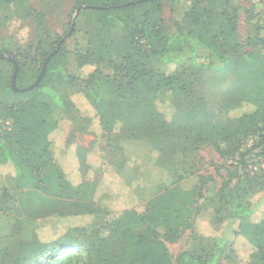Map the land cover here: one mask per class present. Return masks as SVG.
<instances>
[{
	"label": "rangeland",
	"instance_id": "rangeland-1",
	"mask_svg": "<svg viewBox=\"0 0 264 264\" xmlns=\"http://www.w3.org/2000/svg\"><path fill=\"white\" fill-rule=\"evenodd\" d=\"M76 1L27 0L26 7L21 4L24 11L22 8L18 11L23 15H17L14 7L0 14V49L8 39H12L13 52L19 51L28 57L22 62L25 75L20 80L16 79L18 89L29 87L38 77V74L35 76L38 61L42 59L38 47L44 46L45 43L41 42L47 37L46 34L50 35L49 42L63 40V47L67 51L83 54L98 51L104 42L109 44L124 40L125 33L121 27L99 30L95 26L96 15L84 11V5L76 6ZM194 1H163L160 31L165 40L174 33L169 21L170 8H173V17L176 18L175 10L182 15ZM233 1L239 7V42L243 50L257 52L260 48L250 45V40L264 39V0ZM213 9L214 15L209 20L220 21L222 16L219 15V8L213 6ZM154 39L152 34L145 32L142 37H136V44L144 51L159 50L162 43ZM29 45L33 49H29ZM56 46L57 43L52 45V51ZM118 50L126 52L124 47ZM262 54L258 53L264 60ZM2 56L5 58H0L4 60L0 61V110L19 103L36 104L29 112L33 124L27 136L31 138L24 141H28L29 146H35L39 141L34 142L32 139L39 140L47 136L57 163L53 165L37 157L30 159L28 167L37 182L35 189L20 190L10 169L0 172V195L3 192L7 194L6 203L0 209V259L4 258L13 264L21 242L31 241L33 237L45 242L61 236V239L79 245V249L73 247L69 250L74 253L72 258H63L62 252H57L54 259L47 261H52L51 264H106L105 259L113 264L119 263L124 247L130 246L133 249V245L128 244L122 233L116 234L106 242L105 252L108 254L103 256L101 239L105 232L99 231L97 223L104 219L103 211L110 214V221L125 216L127 223H122V229L129 228L131 234L151 237L150 227L133 224L128 216L132 211L138 215L146 214L153 203L151 196L158 184L168 182L166 170L156 163L157 152L141 140L120 138L114 124L115 133H103L96 117H93L90 127H86L87 131L75 129L69 120H65L61 102L72 96L74 103L83 109L84 115L95 114L82 95H74L83 91L80 85H47V90L51 89L56 94V100L48 91H33L27 96L14 94L11 88L12 58ZM139 63V71H151L155 75L169 73L175 67L170 65L167 68L152 56L143 58ZM84 71L89 70L85 68ZM104 72L111 73L109 69ZM230 78L233 87L227 94H203L208 100L207 104L201 97L204 88L188 93L173 92L169 99L157 101L156 104L158 111L164 113L168 120L174 114L172 105L179 112L190 109L196 113L206 109L210 111L207 118L210 131L203 135L205 142L193 146V135L183 137L174 155L175 170L181 178L180 189L189 190L200 181L202 197L198 209L203 214L198 217L197 224L202 236L211 232L217 234L221 229V221L240 206L241 199L247 193L264 190V170L256 169L259 166L263 168L264 157L256 156L254 152L246 153L264 140V103L262 105L253 101V97L243 91L244 78L241 75L232 74ZM190 79L188 76L183 77L185 81ZM117 101L113 103L115 114L125 108ZM134 119L138 121L139 117L135 115ZM4 126L9 129L8 123ZM24 141H20L21 144ZM213 144L218 146V150L213 149ZM15 147L18 148L17 145ZM78 148L82 153H87V164L78 157ZM241 154L245 155L241 157ZM227 172L231 178L228 185ZM239 179L244 180L241 192L236 190ZM165 200L162 198L160 201ZM262 215L264 198L254 214V222L259 221ZM163 243L172 264H176V258L181 252H195L199 249H203L208 259L217 264H245L249 255V246L242 237L232 241L235 255L230 253L229 244L219 245L208 238L201 240L192 236L190 230H185L175 242Z\"/></svg>",
	"mask_w": 264,
	"mask_h": 264
},
{
	"label": "trees",
	"instance_id": "trees-1",
	"mask_svg": "<svg viewBox=\"0 0 264 264\" xmlns=\"http://www.w3.org/2000/svg\"><path fill=\"white\" fill-rule=\"evenodd\" d=\"M136 1L139 2L136 5H126ZM163 1L165 0L145 2L142 0H77L76 6L84 5L86 6L84 11L96 15L95 26L99 30L121 27L125 33L124 40L109 44L104 42L100 44L98 51L84 54L67 51L62 42L57 52L49 58L45 74L34 89L24 93L12 91L20 96H27L33 91L39 93L48 91L56 100V94L51 89L47 90L46 87H49L47 85H80L83 91H78L74 95L76 97L82 95L95 114L94 116L84 115L83 109L74 103L72 96L65 102H61L65 120H69L75 129L87 131L86 127L89 128L93 117H96L103 133L113 134V126L116 125L120 138L141 140L157 152L156 163L158 167L166 170L168 182L158 184L151 196L153 203L148 207L146 214L138 215L132 211L130 217L128 216L133 224L150 227L151 237L131 234L129 228L122 229L124 228L122 223L126 222L125 216L110 221L108 218L110 214L103 211L102 214L105 217L97 223L99 231L105 232V236L101 239L103 256L108 254L105 252L106 242L114 235L122 233L128 244L133 245V249L125 246L120 255V262L115 264H172L163 241L175 242L185 230H190L192 236L201 240L208 238L219 245L229 244L230 253L234 255L232 241L236 237H242L249 246L248 260L245 264H264V215L259 221L253 220L264 198V190L247 193L241 199L240 206L221 221V229L217 234L211 232L212 234L209 233L207 236L200 235L197 224L198 217L203 214L198 209V202L202 197L200 181H197V184L189 190H181L179 185L181 178L175 170L174 155L183 137L193 135V146L199 142H205L203 135L210 131L207 122L210 111L206 109L196 113L190 109L179 112L170 102L174 108V114L168 120L164 113L158 111L156 105L157 101L169 99L173 92L188 93L200 91L202 88L204 89L201 97L207 104L208 100L205 96L209 93L227 94L232 89L233 80L230 78L232 74L241 75L244 78L243 91L252 96L253 101L263 105L264 60L258 53H264V39L250 40V45L260 48L257 52L243 50L237 32L239 18L237 3L233 0H195L189 10L182 15L175 10L176 18L173 17V8H170L169 21L172 23L174 33L165 40L160 31ZM26 3L27 0H0V14L14 7L17 15H23L18 11L21 8L24 11L22 5L26 7ZM213 6L220 10L219 15L222 16L220 21L209 20L214 15ZM87 28L90 27L87 25ZM145 32L152 34L156 42L162 43L159 50L153 49L148 52L137 46L136 37H142ZM46 36L41 42V44L45 43L44 46L38 47L41 49L42 59L38 61L39 67L35 76L39 75L44 61L52 52V45L59 42V40L49 42L50 35L46 34ZM13 47L14 42L8 39L0 49V54L10 56L17 63L16 79L20 80L25 75L22 65L28 57L19 51L13 52ZM122 47L126 52H119L118 49ZM29 49H33V46L29 45ZM262 55L264 58V54ZM151 56L163 62L167 68L170 65L175 67L169 73L158 75L151 71H139V61ZM33 59L36 60V58ZM69 60L70 66H68ZM10 65L13 75L14 63L11 61ZM85 68L89 71H84ZM105 69H109L111 73H105ZM184 76L190 77V81L183 80ZM204 93L205 96H203ZM116 99L125 107L119 114H115L113 110ZM35 106L36 104L29 102L19 103L0 110V172L10 169L11 176L16 180L17 188L20 190L36 188V179L31 175L28 167L31 158L48 160L53 165L57 163L51 141L47 139V136L39 140L32 139L34 142L39 141L35 146H29V142L24 141L26 138H31L27 136L33 124L29 112ZM135 115L139 117L138 121H135ZM6 123L9 129L4 126ZM20 141H24V144ZM212 147L215 151L218 150L217 145L213 144ZM77 150L80 160L87 164V153H82L79 148ZM251 152H254L256 156L264 157V140L258 142L246 153ZM244 155L241 154V157ZM256 169L264 170V167L259 166ZM229 176L230 173L227 172V185L231 180ZM243 181V179L238 180L237 191H242ZM6 198L7 194L3 192L0 195V209L5 205ZM162 198L166 200L161 202ZM73 247L76 250L79 249V245L70 243L64 238L61 239V236L45 242L33 237L31 241L20 243L17 258L13 264H41L42 262L51 264L52 261H47L54 259L57 252H62L63 258H72L74 253L69 250ZM231 258L233 259V256ZM105 261L106 264H113L109 260L105 259ZM0 264L9 263L2 258ZM176 264L217 263L210 261L205 251L199 249L195 252H181L176 258Z\"/></svg>",
	"mask_w": 264,
	"mask_h": 264
},
{
	"label": "water",
	"instance_id": "water-1",
	"mask_svg": "<svg viewBox=\"0 0 264 264\" xmlns=\"http://www.w3.org/2000/svg\"><path fill=\"white\" fill-rule=\"evenodd\" d=\"M144 1H147V0H144ZM137 3H138V2L136 1V2H131V3L127 4V5H130V4L132 5V4H137ZM77 13H78V11H77ZM62 41H63V40H60V41L57 43L56 48H54V50L50 53V55L48 56V58L44 61L43 65H42V68H41V72L39 73L38 77H37L36 80H35V81H34L29 87H27V88L18 89V88L16 87V75H17V72H18V65H17V63H16L14 60L11 59L12 62L14 63V72H13L12 80H11V88L13 89L14 92H22V93H24V92H29V91H31L32 89H34V88L39 84V82L42 80V78H43V76H44V74H45L46 65H47V62H48L49 58L52 57V56L57 52L58 48H59V47L61 46V44H62ZM0 58H5V56L0 55Z\"/></svg>",
	"mask_w": 264,
	"mask_h": 264
},
{
	"label": "built area",
	"instance_id": "built-area-1",
	"mask_svg": "<svg viewBox=\"0 0 264 264\" xmlns=\"http://www.w3.org/2000/svg\"><path fill=\"white\" fill-rule=\"evenodd\" d=\"M263 167H264V165H263Z\"/></svg>",
	"mask_w": 264,
	"mask_h": 264
}]
</instances>
